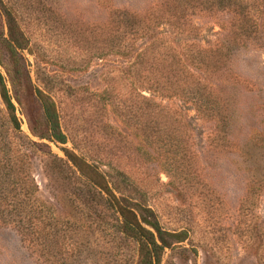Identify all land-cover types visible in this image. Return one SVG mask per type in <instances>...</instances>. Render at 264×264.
Here are the masks:
<instances>
[{
	"label": "rangeland",
	"instance_id": "1",
	"mask_svg": "<svg viewBox=\"0 0 264 264\" xmlns=\"http://www.w3.org/2000/svg\"><path fill=\"white\" fill-rule=\"evenodd\" d=\"M11 1L28 39L22 54L30 75L62 107L71 139L92 158L121 159L138 184L133 197L153 208L165 229L188 231L185 242L166 250L163 264H264V51L237 53L231 84L217 91L231 97L234 118L228 134L191 104L155 97L163 107L186 115L191 125V139L182 148L186 154L171 159L175 149L169 143V125L142 136L139 112L128 118L130 96L137 94V87L131 91L129 63L108 43L115 11L145 15L161 0ZM190 21L199 27L197 42L204 47L223 34L217 18L197 13ZM134 101L138 106L139 99ZM18 116L23 133L37 139L27 118L20 111ZM22 142L13 132L9 145L18 163L24 156ZM48 144L64 156L59 146ZM63 146L72 148V143ZM31 168L37 198L65 216L70 206L67 186L49 179L39 157ZM75 222L78 226L72 228L80 234L74 235L98 245L90 260L134 264V243L116 242L110 219L81 215ZM0 264L46 263L15 228L0 222Z\"/></svg>",
	"mask_w": 264,
	"mask_h": 264
},
{
	"label": "trees",
	"instance_id": "2",
	"mask_svg": "<svg viewBox=\"0 0 264 264\" xmlns=\"http://www.w3.org/2000/svg\"><path fill=\"white\" fill-rule=\"evenodd\" d=\"M17 8L11 0H0V222L15 228L42 263L96 264L89 256L98 253V245L74 235L80 231L72 227L78 226L75 221L81 215L108 218L116 242L134 243V264H163L166 250L185 242L188 231L165 229L154 209L133 197L138 184L121 159L92 158L71 139L62 107L30 75L22 54L28 39ZM197 13L219 21L223 34L212 46L197 42L199 27L190 21ZM111 22L109 46L129 63L131 91H138L130 96L128 118L139 112L142 136L169 125V143L175 149L171 159L186 154L182 148L192 136L188 117L163 107L157 95L191 104L199 115L213 119L219 132L228 134L234 118L231 97L217 91L231 84L237 53L264 51V0H161L145 15L117 10ZM18 111L37 139L23 133ZM13 132L24 141L21 163L9 145ZM48 142L59 146L64 156L54 153ZM69 142L72 148L63 146ZM38 157L49 179L69 189L65 216L36 196L31 167Z\"/></svg>",
	"mask_w": 264,
	"mask_h": 264
}]
</instances>
